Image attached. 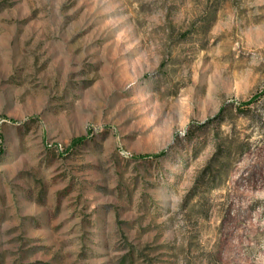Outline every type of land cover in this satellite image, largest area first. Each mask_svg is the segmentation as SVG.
Here are the masks:
<instances>
[{"label": "rangeland", "instance_id": "obj_1", "mask_svg": "<svg viewBox=\"0 0 264 264\" xmlns=\"http://www.w3.org/2000/svg\"><path fill=\"white\" fill-rule=\"evenodd\" d=\"M0 264H264V0H0Z\"/></svg>", "mask_w": 264, "mask_h": 264}, {"label": "trees", "instance_id": "obj_2", "mask_svg": "<svg viewBox=\"0 0 264 264\" xmlns=\"http://www.w3.org/2000/svg\"><path fill=\"white\" fill-rule=\"evenodd\" d=\"M80 141H81V139L78 140V142H80Z\"/></svg>", "mask_w": 264, "mask_h": 264}]
</instances>
